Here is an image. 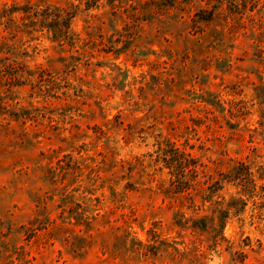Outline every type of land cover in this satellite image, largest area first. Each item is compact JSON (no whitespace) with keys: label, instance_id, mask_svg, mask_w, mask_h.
I'll use <instances>...</instances> for the list:
<instances>
[{"label":"rangeland","instance_id":"1","mask_svg":"<svg viewBox=\"0 0 264 264\" xmlns=\"http://www.w3.org/2000/svg\"><path fill=\"white\" fill-rule=\"evenodd\" d=\"M0 264H264V0H0Z\"/></svg>","mask_w":264,"mask_h":264}]
</instances>
